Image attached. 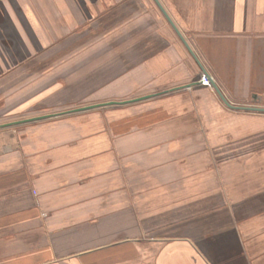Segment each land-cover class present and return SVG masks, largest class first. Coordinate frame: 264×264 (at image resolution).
<instances>
[{
    "label": "crops",
    "instance_id": "obj_1",
    "mask_svg": "<svg viewBox=\"0 0 264 264\" xmlns=\"http://www.w3.org/2000/svg\"><path fill=\"white\" fill-rule=\"evenodd\" d=\"M0 1V32L27 33L5 41L11 70L30 71V39L50 48L40 10L63 1L55 48L89 51L2 88L0 264H264V0ZM163 10L196 58L142 40L155 20L176 32ZM204 73L220 94L184 87Z\"/></svg>",
    "mask_w": 264,
    "mask_h": 264
},
{
    "label": "rangeland",
    "instance_id": "obj_2",
    "mask_svg": "<svg viewBox=\"0 0 264 264\" xmlns=\"http://www.w3.org/2000/svg\"><path fill=\"white\" fill-rule=\"evenodd\" d=\"M0 2H2V1H0ZM5 3H7V2L5 1ZM56 3H57L56 7H60V3L59 2H56ZM64 3H66V2H64V1L62 2V6L63 7H64ZM111 3H112L111 4V7H112L113 2H111ZM63 7L62 8H57V10H55L56 13H54V14H53V12H50V16L48 14H46V13L44 14L43 10H40L42 15L39 17V21L43 24V26L40 27V28H37V30L42 31L44 33V38H43L44 39V45H49L50 48H48L46 50L45 49H43V50L36 49L34 44H33L32 39H30V52L35 54V56H33L32 59L30 58V62H33L32 64H30V66H26V65H29V64L25 63V68L30 67V71L29 72L28 71H26V72L24 71L23 72L21 70V68L20 69L17 68L16 71L15 70H11L12 69L11 68L12 65H14V66H12L14 68L19 66L17 64L16 58L19 57L20 55L18 53H16L18 50H16L15 48L13 50L10 49L8 44L5 42L6 40H7V42L8 41H12V42H15V44L18 45V43H19L18 40H22V38L24 36H27V33L24 34L22 32H15V31L13 32L12 31V33L10 32V33L7 34L6 32H0V40L5 42L4 43L5 45H3V46L6 47V48H0V53H1V57H0V79H2V80H0L1 81L0 82V88H1V90H0V122L9 120V118H7V114H5L6 112L3 113V109H5V107H4L5 101L2 99L3 98L2 93L5 92L4 89H8L9 87H13L15 89H19L18 92H22L23 90L28 89V88H33V87H37V86L39 87L42 83H40V85H35L38 82L35 83V81L28 80L29 77L33 76L34 74L36 75L39 72H43L45 70L47 71V70L52 69V68H53L54 73L58 74V72H59V70H58L59 68H58V65H57L58 62H56L55 60H57L58 58L60 59V57H55V56L56 55L58 56V55L62 54L61 58L65 57L67 62H69V60L72 59L71 58L72 56H73V59H74L76 51L77 52L79 51V49H71L70 47H67L69 44H65V43L63 45H61L59 48H55L59 44V41L66 40L72 35V33H70V34H67V32L62 33L63 31L60 30L62 28H64V30H67L65 28L66 27L65 25H69V21H72V22L74 21L73 16H68L69 13H67L68 12L67 9H64ZM13 19H14V25H15L16 24L15 22H17L18 19L16 17L14 18V16H13ZM55 19H58L59 22L56 23ZM49 20L54 21V23L49 21ZM146 20H147V25L150 24L151 19L149 20V17H147ZM152 24L157 27V28L155 27L157 29V31H155L154 33H150V34L143 33L142 34L143 35L142 36V40H149V36H152L150 38L152 40L157 38L158 40H161L163 42H167V41L168 42H176L177 45L181 44L183 55L185 57L188 56L187 52L189 50L182 43V39L180 38L178 33L174 32V31L173 32H165V31H163L162 29H164L165 27L162 28V22L161 21H158V23H156V20H155L154 22H152ZM15 26H17L19 28V30H21V26L22 25L19 23V21L17 22V24ZM60 26L62 28H60ZM152 28H154V27H152ZM35 35L36 36L37 35L41 36L42 34H35ZM112 35L113 34L110 35L112 40L113 41L117 40V38H114V35L113 36ZM80 36H85V35L83 33H81ZM100 36H101V34H95V38L94 39L96 40V37H98V39H99ZM128 37L129 36L126 37V41L127 42H128ZM84 39H85V37L84 38H80L79 40H84ZM119 40H121V38ZM164 44H163V47H164ZM127 45H128V43H127ZM91 51H94V50H90V52ZM95 51L99 52L97 54V57H99V59H100V57L104 56V54L106 53L105 51H101V48L96 49ZM111 51H113V50L111 49ZM12 52L14 53V57H12ZM44 52L46 54H43ZM86 52H89V51H86ZM86 52L84 51L81 55L77 56L74 60L75 61L76 60L80 61L83 58H86V56H87ZM102 52H104V54H102ZM26 54H27V52L25 51L24 55H26ZM41 54H43V55L40 57ZM110 55H111V52H110ZM184 56H183V58H184ZM40 58H41V60L39 61ZM84 60L85 59H83L82 61H84ZM2 61H3V64H1ZM4 61H7V63L5 64ZM41 61L43 63H41ZM11 63H13V64H11ZM73 67H74L73 68L74 69V73H72V76L75 75V69H76V66H73ZM83 67L85 68L86 66L84 65ZM98 67H100V65ZM64 68L66 69V66H64L62 69H64ZM64 70H60V75L65 80L64 81L65 83L63 81H60L58 83L59 87H62L61 91H62L63 94L65 93V90L67 89V87L70 84H72V83H70V80L72 78V76H70V74H69L70 70L69 69L67 71H64ZM28 75H30V76H28ZM38 75H39L38 77H40V73ZM60 75H58V76L56 75V78L60 77ZM200 77L201 76H199L194 82H196ZM61 82H62V84H61ZM194 82H192V84ZM71 87H72V85H71ZM2 88H4V89H2ZM195 88H187V90H193ZM201 88H208V87L203 86ZM84 95H86V94H84ZM103 97H104L105 100L108 98V97H106L104 95H103ZM99 99H102V98H99ZM99 99L94 98L93 100L94 101H98ZM22 100L23 99L20 98V97L19 98L15 97L13 99L11 98L9 103L10 104H11V102L12 103L13 102L16 103L17 101H22ZM113 101H116V100H113ZM28 103L26 105H24V106L25 107L32 106V104H28ZM79 105H81V104L79 103Z\"/></svg>",
    "mask_w": 264,
    "mask_h": 264
},
{
    "label": "water",
    "instance_id": "obj_3",
    "mask_svg": "<svg viewBox=\"0 0 264 264\" xmlns=\"http://www.w3.org/2000/svg\"><path fill=\"white\" fill-rule=\"evenodd\" d=\"M163 12L165 13L167 19L170 21V23L172 24V26L174 27V29L176 30V32L178 33V35L180 36V38L182 39V41L185 43V45L188 47V49L190 50L191 54L195 57L194 53L192 52V50L190 49L189 45L187 44L186 40L183 38L182 34L178 31L177 27L175 26V24L173 23V21L171 20V18L166 14V12L163 10ZM205 75H208L207 73H204ZM195 83L193 84H190V85H186L184 86L185 88H190L191 86H193ZM212 86L219 92V89L217 88L216 84L212 81ZM220 94V92H219ZM150 98V96H147L145 98H140L138 100H142V99H148ZM138 100H135V101H138ZM122 103V102H121ZM124 103V102H123ZM128 103V102H126ZM109 104H119L117 102H112V103H109ZM104 105H107V104H98V105H92V106H87V107H83V108H77L75 110H72L70 112H80V111H84V110H88V109H93V108H98V107H102ZM68 112V113H70ZM50 116H53V115H47V116H43V117H39V118H31V119H27V120H24V121H21V122H17L15 124H19V123H24V122H31V121H35V120H38V119H41V118H46V117H50Z\"/></svg>",
    "mask_w": 264,
    "mask_h": 264
},
{
    "label": "built area",
    "instance_id": "obj_4",
    "mask_svg": "<svg viewBox=\"0 0 264 264\" xmlns=\"http://www.w3.org/2000/svg\"><path fill=\"white\" fill-rule=\"evenodd\" d=\"M195 84L191 86L190 88H201L203 86L208 87V88H213L212 86V81L208 75L202 74L201 77L194 82Z\"/></svg>",
    "mask_w": 264,
    "mask_h": 264
}]
</instances>
